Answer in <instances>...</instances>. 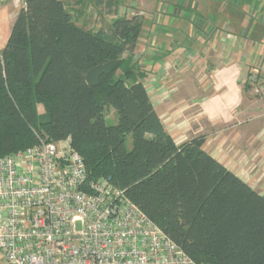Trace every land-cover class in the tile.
<instances>
[{
	"label": "trees",
	"instance_id": "trees-1",
	"mask_svg": "<svg viewBox=\"0 0 264 264\" xmlns=\"http://www.w3.org/2000/svg\"><path fill=\"white\" fill-rule=\"evenodd\" d=\"M142 28L133 16L87 29L65 0H25L0 51V158L68 141L90 179H110L196 264H264V194L209 155L205 135L166 133L133 60Z\"/></svg>",
	"mask_w": 264,
	"mask_h": 264
},
{
	"label": "crops",
	"instance_id": "crops-1",
	"mask_svg": "<svg viewBox=\"0 0 264 264\" xmlns=\"http://www.w3.org/2000/svg\"><path fill=\"white\" fill-rule=\"evenodd\" d=\"M136 3L146 33L134 53L146 58L143 84L162 126L175 143L205 133L203 149L253 187L264 157V106L244 76L258 68L264 78V0ZM24 6L0 0V51Z\"/></svg>",
	"mask_w": 264,
	"mask_h": 264
},
{
	"label": "built area",
	"instance_id": "built-area-1",
	"mask_svg": "<svg viewBox=\"0 0 264 264\" xmlns=\"http://www.w3.org/2000/svg\"><path fill=\"white\" fill-rule=\"evenodd\" d=\"M0 264L196 263L68 141L41 140L0 158Z\"/></svg>",
	"mask_w": 264,
	"mask_h": 264
},
{
	"label": "rangeland",
	"instance_id": "rangeland-1",
	"mask_svg": "<svg viewBox=\"0 0 264 264\" xmlns=\"http://www.w3.org/2000/svg\"><path fill=\"white\" fill-rule=\"evenodd\" d=\"M98 1H103V0H81L78 3H76L73 0H65V4H66V7L72 12L76 23L79 26H84L85 28H88V29H93V30L105 29L106 30L114 19L121 18V17L131 18L133 16H137L142 20V22L144 20L143 16L141 15V11L137 6V3H136L137 0H114V2L109 8L103 5L105 2H103L101 6H98L97 5ZM143 24H144L143 26L144 29L142 32L143 34H145L146 33L145 32L146 22L144 21ZM124 57H127V55H125ZM133 60L138 61V65L142 69L143 68L145 69L144 64L147 62L146 58H142L137 51L136 53H133ZM244 77L245 79L247 78L246 75ZM263 79L264 78H262V80ZM250 87H252V85ZM256 88H258L257 92L255 90ZM259 88L260 87H252L251 94L255 95V97L258 98L257 100H254V101L262 102V109H263L264 91H260ZM39 111L42 112L41 107H39ZM260 117L262 120L261 124L263 126L262 130L264 131V110H262ZM106 124L108 126H113L117 124V115L115 111L112 109H110L107 112ZM165 131L168 134H170L169 132H172V130H169L168 132L166 128H165ZM263 138L264 136H262V139ZM176 144H180L179 141L178 143L176 142ZM260 146L262 147L261 143H260ZM131 147H132V140H131V137L128 136L126 139V148L127 150H130ZM238 147L240 151L241 148L246 147V145L239 143ZM249 147L252 148V146H249ZM241 152L244 153L245 148L244 149L242 148V150L240 151V154H243ZM235 159L237 158L234 157L232 160H235ZM235 164L237 166L241 165L237 161L235 162ZM255 165H257L260 172L257 175V178L254 180L255 182L254 183L251 182L252 184H254L252 185L253 186L252 188H254V190H256L257 192L261 194V192L264 193V157L262 158L261 161H258V163H256ZM250 170L252 171V167L250 168Z\"/></svg>",
	"mask_w": 264,
	"mask_h": 264
}]
</instances>
